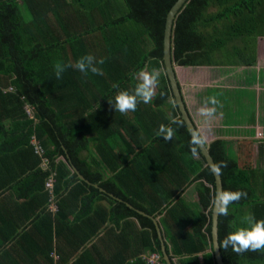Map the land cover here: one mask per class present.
I'll list each match as a JSON object with an SVG mask.
<instances>
[{
    "label": "trees",
    "instance_id": "trees-1",
    "mask_svg": "<svg viewBox=\"0 0 264 264\" xmlns=\"http://www.w3.org/2000/svg\"><path fill=\"white\" fill-rule=\"evenodd\" d=\"M176 1L0 0V264H151L152 252L166 264L152 217L174 264H216L214 177L163 66L165 18ZM258 39L264 0H187L172 59L188 70L255 67ZM86 54L105 59L103 75L68 68L56 78V63ZM145 66L160 72L157 97L135 112L115 111L108 100L131 92ZM172 117L182 122L171 125L175 137H156ZM255 142L257 166L250 155L241 165L227 140L209 144L214 163L227 162L223 189L247 192L218 217V242L243 216L264 219V139L244 146ZM190 186L196 199L184 195ZM220 253L224 264H264V253Z\"/></svg>",
    "mask_w": 264,
    "mask_h": 264
},
{
    "label": "rangeland",
    "instance_id": "rangeland-1",
    "mask_svg": "<svg viewBox=\"0 0 264 264\" xmlns=\"http://www.w3.org/2000/svg\"><path fill=\"white\" fill-rule=\"evenodd\" d=\"M257 44L258 61L255 67L231 70L204 67L188 70L186 67L181 68L176 65L175 70L180 84L183 88L189 89L187 99L190 113L208 142L222 137L226 130L228 134L232 131L250 130L257 139L264 136L262 114L264 113V80L259 81L264 71V40L258 39ZM210 96L216 97L219 105L216 106L212 117H204L199 109L205 106L203 101ZM245 110L247 113H241ZM238 112L241 114L236 115ZM248 114L253 119L250 120L251 125L246 123L250 118ZM231 144L232 155L238 158L241 165L245 160L248 162L250 157L255 166L260 164L258 144L251 148L244 145L241 148V145H233L235 144L233 142Z\"/></svg>",
    "mask_w": 264,
    "mask_h": 264
},
{
    "label": "clouds",
    "instance_id": "clouds-1",
    "mask_svg": "<svg viewBox=\"0 0 264 264\" xmlns=\"http://www.w3.org/2000/svg\"><path fill=\"white\" fill-rule=\"evenodd\" d=\"M105 63L104 58L97 59L91 54H86L77 59L74 63H56L54 65V74L57 79L62 78V74L68 68H74L79 72L87 75L89 72L95 75H103V70L98 65ZM133 79L136 81L135 86L131 92L128 90H119L114 96L113 100H108L115 111L121 114L135 112L138 103L151 104L157 97V88L159 87L160 72L153 69L151 71L145 68L138 70ZM114 88L118 87L113 85ZM163 95V93H160ZM204 107L199 109V112L204 117H212L216 111V106L219 105V100L210 96L204 99ZM208 105H211L209 107ZM182 126V122L174 117L170 118L168 124L161 123L155 131L156 137H162L164 141H171L177 129L171 125ZM191 142L195 146H204L208 144L205 137L200 134H195L191 138ZM196 148H193V152ZM227 167L226 161L219 163H211L209 169L211 174L222 175V169ZM247 197V192L243 190H224L218 189L212 199L213 211L220 217L229 216V206L235 202ZM217 249H224L228 251L230 248L232 252L237 255H242L246 252L264 253V219H257L252 214L243 216L239 225H234V230L228 232L224 238L218 242Z\"/></svg>",
    "mask_w": 264,
    "mask_h": 264
},
{
    "label": "water",
    "instance_id": "water-1",
    "mask_svg": "<svg viewBox=\"0 0 264 264\" xmlns=\"http://www.w3.org/2000/svg\"><path fill=\"white\" fill-rule=\"evenodd\" d=\"M187 2V0H177L169 9L166 18H165V25H164V35H163V66L165 70V74L168 79V83L171 89L173 100L177 106L178 112L180 114L181 119L183 120L185 127L187 131L189 132L191 138L195 134H200L197 130V127L188 111L187 105L185 103L184 97L182 95L181 85L179 83V80L176 75V64H174V61L172 59V34H173V26L174 22L176 20V17L180 10L183 8L184 4ZM211 142H208V144L204 146H197L201 155L203 156L205 160L206 166L209 167L210 162L214 163L210 152H209V144ZM76 172V170L74 169ZM78 177L81 180H84L83 176H81L79 173ZM214 194L218 189H223L222 187V180L221 176L214 175ZM129 206H132L130 203H128ZM141 213H144L141 210H138ZM154 223L156 224L158 237L161 239V251H162V257L165 260L166 264H174L172 259L170 258L168 252L165 249L164 245V238L160 229V226L158 224V221L155 217H152ZM210 223H211V251L213 253L215 263L216 264H224L220 249H217L216 246L218 244V216L213 211V204L211 207V216H210Z\"/></svg>",
    "mask_w": 264,
    "mask_h": 264
},
{
    "label": "crops",
    "instance_id": "crops-1",
    "mask_svg": "<svg viewBox=\"0 0 264 264\" xmlns=\"http://www.w3.org/2000/svg\"><path fill=\"white\" fill-rule=\"evenodd\" d=\"M180 83V82H179ZM181 85V90H182V95H183V97H184V100H185V103H186V105H187V108H188V111H189V113H190V105H189V101H188V99H187V92L189 91V89L188 88H183V86H182V84H180ZM241 113H247V110H245V111H242ZM241 113H237L236 115H238V114H241ZM262 114H263V120H264V113L262 112ZM190 115H191V117H192V114L190 113ZM250 114H248L247 116H249ZM192 119H193V117H192ZM252 119V117H251V115H250V118H249V120L246 122V123H248L247 125H251L252 123H251V120ZM253 120V119H252ZM193 121H194V123H195V125H196V127H197V130H198V132L200 133V135H202V133L200 132V129H199V127L197 126V124H196V122H195V120L193 119ZM214 122V121H213ZM264 122V121H263ZM264 135V134H263ZM203 136V135H202ZM220 139H224V140H227L229 143H231V142H233V143H235V144H233V145H244L243 143H245V142H252V141H259V140H263L264 139V136L262 137V138H260V139H257L256 137H254V133L252 132V131H250V130H241V131H232V132H230L229 134H228V130H226V131H224L223 132V136L222 137H219ZM219 138H217V139H219ZM215 139V138H214ZM214 139H212L211 141H209V142H212V141H214ZM216 140V139H215ZM255 144H258V143H254V145ZM232 145V144H231ZM262 165V164H261ZM264 167V166H263ZM184 195L186 196V197H189V198H192V199H196L197 197H196V194H195V192H194V190H193V188H192V186H190L186 191H185V193H184ZM158 218L159 217H156V219H157V221H159L158 220ZM159 223V222H158ZM159 226H160V224H159ZM160 228H161V226H160ZM163 235V234H162ZM164 237V236H163Z\"/></svg>",
    "mask_w": 264,
    "mask_h": 264
},
{
    "label": "built area",
    "instance_id": "built-area-1",
    "mask_svg": "<svg viewBox=\"0 0 264 264\" xmlns=\"http://www.w3.org/2000/svg\"><path fill=\"white\" fill-rule=\"evenodd\" d=\"M27 112L29 114H32V110L31 109H27ZM33 144L35 145L37 151H40L41 150V147L39 146V143L37 142L36 139H33ZM145 259L147 260L148 263H151V264H159V255L157 253H150L148 255L145 256Z\"/></svg>",
    "mask_w": 264,
    "mask_h": 264
},
{
    "label": "bare ground",
    "instance_id": "bare-ground-1",
    "mask_svg": "<svg viewBox=\"0 0 264 264\" xmlns=\"http://www.w3.org/2000/svg\"><path fill=\"white\" fill-rule=\"evenodd\" d=\"M50 186H52L51 184H50ZM159 224V223H158Z\"/></svg>",
    "mask_w": 264,
    "mask_h": 264
}]
</instances>
